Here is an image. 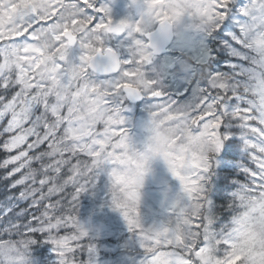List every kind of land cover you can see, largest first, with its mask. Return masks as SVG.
Listing matches in <instances>:
<instances>
[{
	"label": "snow or ice",
	"instance_id": "snow-or-ice-1",
	"mask_svg": "<svg viewBox=\"0 0 264 264\" xmlns=\"http://www.w3.org/2000/svg\"><path fill=\"white\" fill-rule=\"evenodd\" d=\"M143 4L147 11L135 23H114L96 0H0V150L9 154L0 169L11 166L0 180L9 193L19 189L0 200V264H27L28 249L40 237L52 246L56 264H92L95 248L77 220L78 198L101 174L109 188L124 185L123 163L141 155L123 127L125 100L144 101L150 121L166 118L174 142L201 140L212 148L194 155L181 146L174 154L170 175L182 196L165 226L144 228L108 192L138 254L134 264H213L202 259L213 240H222L214 264H264V0L239 9L235 0ZM233 13L240 17L234 33ZM185 26L219 37L210 41L217 54L236 63L221 73L209 51L194 68L185 67L191 95L180 105L165 99L143 68L157 43ZM73 46L76 63L68 59ZM118 49L128 58L121 60ZM97 72L105 79L93 81ZM237 133L246 156L238 166L243 180L234 181L230 221L217 232L209 186L222 152L227 167Z\"/></svg>",
	"mask_w": 264,
	"mask_h": 264
},
{
	"label": "rangeland",
	"instance_id": "rangeland-1",
	"mask_svg": "<svg viewBox=\"0 0 264 264\" xmlns=\"http://www.w3.org/2000/svg\"><path fill=\"white\" fill-rule=\"evenodd\" d=\"M248 0H235L236 8H242ZM97 7H107L108 17L115 23L121 20H125L128 23H135L136 20L144 12L143 0H96ZM240 17L233 13V19L228 21L233 25L231 31L235 32L236 20ZM223 26V24L221 25ZM210 41L219 40V37H209L203 33L188 30L185 27H181L175 34L174 39L169 47V53L167 56L154 55L150 64L144 66L143 71L146 77L151 80H155L156 87L164 93L165 99L175 101L177 104H186L191 93L188 91V84L184 81L187 80V75L184 76L185 71L181 70L182 65L186 67H195L190 63L195 61L209 52ZM114 46V45H113ZM122 54V60L127 59L128 55L122 49H118ZM218 53V49H216ZM214 52V53H216ZM212 53L216 56V54ZM70 61L76 63V59L79 55V49L76 46L69 53ZM220 62L217 66L213 65V68L217 71L229 74L230 70L226 67L229 64L236 63L227 53H219ZM216 58H218L216 56ZM198 70V69H197ZM90 78L93 81L99 82L105 77H99L91 75ZM185 87V88H184ZM121 117L124 120L123 127L127 130L129 137V143L136 151H142L144 143L147 138V124L149 120V114L146 110L147 105L142 101L137 105H124L123 102L120 105ZM239 133L233 136L234 143H241L238 139ZM109 190V181L105 184L104 190ZM178 196H182L179 183L172 178L167 172L165 167L159 162H152L149 165L148 174L145 177V183L142 188V201L138 209L139 222L144 228L155 227L160 228L169 223L171 219V213L169 209L172 203ZM185 201L181 200V203ZM104 217L103 228L107 230V224L113 222L116 227L121 229H127L125 221L118 213L117 217H113V210L110 207L109 201L106 202L103 213ZM86 231L93 232L92 226L85 227ZM120 229V230H121ZM106 234H109L106 231ZM119 233L111 230L109 244H104L99 240L98 245L95 246V254L92 264H134L137 258V253H133L130 250V233L127 230V235L118 244L116 239L120 236Z\"/></svg>",
	"mask_w": 264,
	"mask_h": 264
},
{
	"label": "trees",
	"instance_id": "trees-1",
	"mask_svg": "<svg viewBox=\"0 0 264 264\" xmlns=\"http://www.w3.org/2000/svg\"><path fill=\"white\" fill-rule=\"evenodd\" d=\"M209 38V37H208ZM208 42L210 40L208 39ZM72 47L69 50V53L75 48ZM209 51L212 53L216 52V48H214L213 43H210ZM68 53V59L71 60ZM217 59L220 60L221 56L216 53ZM224 57V55H223ZM194 65V63H190ZM218 63L215 61L212 62L213 65L217 66ZM146 66V65H145ZM145 68V67H144ZM189 77V73L184 74V76ZM187 77V79H188ZM186 82V81H184ZM185 88V87H184ZM124 105H127L126 101H123ZM6 123V121L4 122ZM3 138H0L2 141ZM237 147L228 154L227 159V167H225L224 161V153H220L217 157L218 166L214 169L212 175V183L209 186V200L211 202V218L213 220L212 228L219 232L221 228L227 225L230 221L231 213L228 211V204L230 201V197L232 192L236 190L237 185L234 183L236 180H243V177L239 175L238 166L246 162V156L242 151V144L235 143ZM14 154V153H13ZM8 153L0 150V163L8 156ZM9 169H0V177L4 176L6 171ZM19 174H17L18 176ZM108 178L106 175L101 174L98 178V181L95 187L90 188L83 192L79 199V203L76 209V217L78 222L85 227L89 225L93 228V232L89 233V237L91 240L92 246L98 245L97 242L101 240L104 244L111 243L110 232L111 230L119 233L120 236L116 239V242L119 244L121 239H124L127 235L128 229H121V227H116L113 222H109L107 224V230L103 228V221L101 219L104 217L105 212L103 213L104 207L106 206V202L109 201V196L106 188L104 190L105 184L107 183ZM7 181L0 180V200H3L7 195L17 194L19 189L12 190L11 193L7 190ZM22 207H26V203L21 205ZM118 212H113V217H117ZM121 229V230H120ZM106 231L109 234H106ZM44 237H40L36 240V243L32 244L27 252L26 259L27 264H56V256L53 251V248L50 244L44 242Z\"/></svg>",
	"mask_w": 264,
	"mask_h": 264
},
{
	"label": "clouds",
	"instance_id": "clouds-1",
	"mask_svg": "<svg viewBox=\"0 0 264 264\" xmlns=\"http://www.w3.org/2000/svg\"><path fill=\"white\" fill-rule=\"evenodd\" d=\"M144 11H147V9L144 8ZM185 67L186 65H182L181 70ZM96 119H98V117L91 118L89 123H95ZM165 119L166 118L152 121H150V119L148 120L147 138L143 150L140 151L141 155L133 156L122 165L125 184L116 185L113 183L109 188L114 202L119 203L122 208L133 213L134 219H139V216L135 214L138 213L142 201V188L145 183V177L149 171V165L152 162H159L170 174V169L176 163L174 161V154L180 152L181 146L187 148L188 151L194 155H206L212 151L211 145L201 140L185 141L182 145L174 142L175 133L173 130L164 126ZM181 235H184L183 231H181ZM220 242H222V240L211 241L208 245L209 251L204 254L202 259L210 260L214 264L217 245Z\"/></svg>",
	"mask_w": 264,
	"mask_h": 264
},
{
	"label": "water",
	"instance_id": "water-1",
	"mask_svg": "<svg viewBox=\"0 0 264 264\" xmlns=\"http://www.w3.org/2000/svg\"><path fill=\"white\" fill-rule=\"evenodd\" d=\"M172 40H173V37L170 38L169 40H162V41L158 42L157 43V49H158L157 50V53L160 54V55L167 54L168 47L170 46ZM118 55H119V58L121 59V53H120V51H118ZM94 75L99 76V77H105V75L103 73H101V72H97ZM126 101L129 104H138V103H141L142 102V100H140V101L126 100Z\"/></svg>",
	"mask_w": 264,
	"mask_h": 264
},
{
	"label": "flooded vegetation",
	"instance_id": "flooded-vegetation-1",
	"mask_svg": "<svg viewBox=\"0 0 264 264\" xmlns=\"http://www.w3.org/2000/svg\"><path fill=\"white\" fill-rule=\"evenodd\" d=\"M173 39H174V36H173ZM172 42H173V40H172ZM172 42H171V44H172ZM171 44H170V46H171ZM168 53H169V48H168V52H167V54L160 55V54L156 53L155 56H156V55H158V56H167ZM121 60H122V54H121Z\"/></svg>",
	"mask_w": 264,
	"mask_h": 264
}]
</instances>
